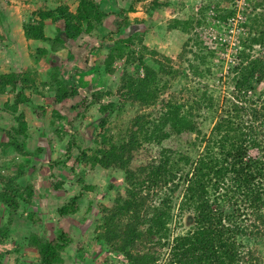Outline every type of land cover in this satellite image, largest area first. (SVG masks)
Masks as SVG:
<instances>
[{
  "label": "trees",
  "instance_id": "obj_1",
  "mask_svg": "<svg viewBox=\"0 0 264 264\" xmlns=\"http://www.w3.org/2000/svg\"><path fill=\"white\" fill-rule=\"evenodd\" d=\"M141 1L129 0L127 7L114 12L118 29L128 25L125 15ZM220 1L228 0L213 4L212 19L223 24L233 11L218 5ZM166 6V1L151 0L145 9L146 16ZM208 6L202 3L199 12H204ZM240 14L243 38L234 53L236 63L229 65L225 72L229 90L220 102L207 93L205 84L201 89L190 86V104L178 102L172 96L160 99L169 82L179 76L186 78L184 71L201 79L212 74L216 77L217 72L211 70L210 64L218 58L216 50L221 46L212 43L215 48L210 50L206 47V37L200 36L198 29L206 26L205 16L193 21L171 19L166 24L168 31L178 30L191 36L188 40L193 48L189 51L191 60L180 71L158 61L157 54L142 44L138 32L107 45L98 63L102 76L114 73V63L120 62L121 66L116 81L117 99L105 104L99 101L108 94L97 91L90 94L89 101L80 97L73 100L79 96L75 79L78 68L71 64V54L66 56L68 63L64 67L68 72L62 71L54 82H37L38 75L33 69L0 73V96L12 94L11 105L4 103L1 109L9 111L15 122L5 132L7 142L0 144L3 153L11 150L20 156H29L23 151L26 129L17 106L29 103L31 95L42 97L40 86H49L53 94L52 116L62 120L59 106L64 100L78 102L81 113L90 105H98L100 131L92 135L89 146L81 147L70 130L55 131L68 139L64 146L65 160L53 161L51 166L64 167L70 158L69 152L74 149L75 164L120 173V191L110 199L109 206H98L91 233L93 242L100 244L110 256L118 257L120 264H258L249 245H259L264 239V0H249ZM108 15L94 0H76L73 13L65 6L37 10L21 24L24 39L38 43L30 57L44 64L48 56L65 49L67 42L83 36H98ZM47 21L62 24L52 37L45 36ZM214 27L219 31L221 24ZM104 36L111 40L113 34ZM93 50L80 54L82 63L86 65L97 56ZM221 63L218 58V64ZM133 68L136 72L140 69L142 76L132 73ZM47 70L53 71L49 66ZM158 101L157 114L134 115L123 129L116 131V137L111 136L108 125L113 113L119 114L126 105L139 110L149 108ZM71 109H76L74 104ZM81 113L67 121L68 128L74 130V119L81 117ZM207 122L210 127L204 131ZM182 135L190 139L182 141ZM169 139L175 143L172 148L163 145ZM151 145L158 148L156 155L132 167V155ZM23 167L12 161L8 171L0 172V245L10 239L11 226L16 212L22 210L21 204L32 205V185L18 182ZM68 172L75 174L73 167ZM81 179H77L80 190L91 189L83 185ZM62 184L58 181L54 188L60 189ZM82 202L81 193L70 196L55 210L58 221L77 213ZM174 209L185 214L188 225L178 235H173L170 227ZM25 216L31 225L35 224L31 220L32 212ZM23 241L35 251L33 264H62L61 255L71 244V237L58 223L52 239L31 232ZM4 254L0 251V260Z\"/></svg>",
  "mask_w": 264,
  "mask_h": 264
},
{
  "label": "rangeland",
  "instance_id": "obj_2",
  "mask_svg": "<svg viewBox=\"0 0 264 264\" xmlns=\"http://www.w3.org/2000/svg\"><path fill=\"white\" fill-rule=\"evenodd\" d=\"M74 1L75 3L73 4ZM94 1L97 2L103 12L109 14L103 20V29L98 32V36L91 38L83 36L77 38L76 41L67 42L65 49L60 50L55 55L48 56L44 64L43 61L35 62L30 57V53L34 51L38 43L26 41L20 32L21 29L19 32H15L14 24L6 25L4 27L5 29L8 28L6 31H2L4 29L0 30V73H20L26 69H33L38 75L37 82H54L57 81L58 75L62 71L64 74H66L65 71L68 72L67 68L64 67L68 63L66 56L71 54V58H73L71 64L73 63L78 68L75 79L79 96L73 100H79L80 97L89 101L90 94L97 91L108 94L99 101L105 104L117 99L116 81L121 66L120 62L114 63L112 66L114 73L112 75H105V77L102 76V71L98 66L100 64L98 63H100L102 56L106 53L107 45L110 46L114 40L122 39L138 32L141 34L142 44L157 54L155 57L158 61L166 67L180 71L182 67L186 68L188 61L191 60L189 51L190 49L192 51L193 48L192 43L188 42L191 36L189 33H181L178 30L168 31L166 24L171 19H192L193 21L194 18L200 19L202 16H205L206 26L198 29V32L200 36H205L208 39L206 28L212 27L213 4L218 3V0H158L161 2L166 1L168 7L151 11L147 17L145 9L151 0H142L140 3L134 5L133 11L125 15L128 25L118 29L116 18L113 14L118 9L127 7L129 0ZM231 2L233 0L220 1L218 5H221L227 11H231L233 10ZM247 2L249 0L245 2L246 4L240 11L246 8ZM202 3L209 6L208 9L200 13ZM59 6H65L69 12L73 13L76 7V0H0V15L6 18L12 12V15L19 18L20 22L23 23L27 16L35 13L37 10H52ZM142 20L144 21L143 23H141ZM46 25L49 26H45L44 29L46 37H52L55 32L54 30L61 29L62 26L61 22L53 25L49 21H47ZM214 26L213 28L216 29ZM219 31L224 33L223 31L225 30L220 28ZM107 33L113 34L111 40L107 36H104ZM241 37L243 38L242 35L236 37L238 42L234 45L235 47L223 45L220 47L221 49L218 48L216 50L218 52L216 56L222 61L221 64H218V58L216 57L210 64L211 70L213 72L215 70V73L217 72L216 77L212 74V76L208 75V77H204L205 79H201L192 77L190 72L184 71L186 78L184 79L179 76L169 82L168 88L160 95V99L166 100L172 96L178 102L190 104V86L201 89V86L204 84L208 86L207 93L211 94L218 102L223 97H227L229 85L226 84L227 79L224 76H226L225 72L228 66L234 63V53L240 47ZM22 41L26 42V44L22 43ZM100 44L102 45L101 48L98 47ZM206 47L210 50H214L215 48L207 40ZM99 48L100 53H97ZM66 49H68V52H66ZM91 49H94L93 52L97 56L93 57L92 61L89 60L85 65L80 60V54L86 51L89 54V50ZM90 55H92V52ZM164 59H168L169 62ZM93 62H95V65L92 64ZM48 66L53 71L47 70ZM217 67H220V69ZM131 72L134 73L136 70L134 71L133 68ZM136 73L139 77L142 76L140 69H137ZM103 80H106V83H103ZM48 88L49 86L43 88L40 86L38 90L42 92V97L36 94L31 95L29 96V103L17 106V112L23 115L26 129V139L22 140L24 144L23 151L29 154V156L23 157L11 150H5L3 153L0 150V172L5 173L8 171V167L12 161L17 162L18 165H24L23 175L18 182L19 184L28 183L32 185L34 192L32 205L28 207L21 204L20 209L22 210L16 212L14 223L11 226L10 239L8 242L0 245V251L6 253L0 260V264H33L36 260V254L32 248L25 245L23 241L25 236L31 232H35L38 236L50 240L56 233L58 223L62 231L68 232L71 237V244L61 255L62 264H88L89 261L93 264H120L118 257L110 256V254L105 252L100 244L93 242L91 235L93 232V221L98 217V206H109L110 199L121 188L122 179L120 173L113 170L104 171L99 167L87 168L82 167L80 164H75L72 159L75 155L74 149L69 152L68 156L70 158L66 161L64 167L61 165L51 166L53 161L65 160L64 146L68 139L67 136H58L55 134V131L70 130L69 132L73 133V136L81 147L89 146L92 135L100 131L98 123L101 120V115L97 110L98 105H90L81 113L82 111L77 105L78 102L64 100L59 106V112L64 117V120L56 118L52 116V109H54L52 104L53 94ZM4 103L11 105L12 94L8 93L0 96V144L7 142L5 132L15 125L14 116L9 111L1 109ZM73 104L76 109H71ZM159 104L158 101L154 106L140 108V110L126 105L119 114L113 113L109 118L108 125L111 129V136L116 137V131L123 129L134 115L146 112L157 114L159 112ZM78 112L81 113V117L74 119V130H71L67 127V121L71 120ZM207 124L208 122L204 124V131H207L210 127V124ZM189 139L190 137L182 135L180 140ZM163 145L172 148L175 146V143L169 139ZM157 151L158 148L153 145L140 149L132 155L131 166L136 167L145 163L151 157H154ZM70 167H73L75 174L68 172ZM80 172H82L81 175H79ZM80 177L82 178V184L90 186L91 189L80 190L81 184L77 181ZM58 181H61L63 184L60 189H55L54 185ZM108 185H111V188H108ZM77 193H81L83 199L77 213L62 218L61 222L58 221L55 214L56 208L63 204L70 196ZM90 202L91 205L88 206ZM27 212H32L31 220L35 221L34 225H31L29 218L25 216ZM173 214L175 217L170 227L172 234L178 235L183 233L188 225L185 214H180L177 209L173 210ZM249 248L257 258L258 264H264V239L259 245H252L251 243Z\"/></svg>",
  "mask_w": 264,
  "mask_h": 264
},
{
  "label": "built area",
  "instance_id": "obj_3",
  "mask_svg": "<svg viewBox=\"0 0 264 264\" xmlns=\"http://www.w3.org/2000/svg\"><path fill=\"white\" fill-rule=\"evenodd\" d=\"M246 1L247 0H233V2H231L233 14L227 17L223 24L218 20H213L210 18L212 21V27L206 28V36L208 37V39H206L208 43H216L221 47L223 45H230L232 47H235L234 45L238 42L236 37L238 35H243L244 32L243 28L241 27L242 17L240 14V10L244 7ZM220 24L221 28L225 30L223 31L224 33H222L221 31H215L216 29L213 28L214 25L220 26Z\"/></svg>",
  "mask_w": 264,
  "mask_h": 264
},
{
  "label": "crops",
  "instance_id": "obj_4",
  "mask_svg": "<svg viewBox=\"0 0 264 264\" xmlns=\"http://www.w3.org/2000/svg\"><path fill=\"white\" fill-rule=\"evenodd\" d=\"M75 3V1L73 2V4ZM169 3V2H168ZM168 7V5L166 6ZM165 7V8H166ZM6 21V22H5ZM10 21V22H9ZM14 24V29H15V32H19V30L21 29V22H20V19L19 18H16L14 15H12V12L8 14V16L5 18L4 16L1 17L0 15V30L2 31H6L8 28H4L6 25H9V24ZM45 26L46 27H49L46 25L45 23ZM44 26V27H45ZM20 32L22 33V31L20 30ZM22 40V38H21ZM22 43L26 44V42L22 41Z\"/></svg>",
  "mask_w": 264,
  "mask_h": 264
}]
</instances>
